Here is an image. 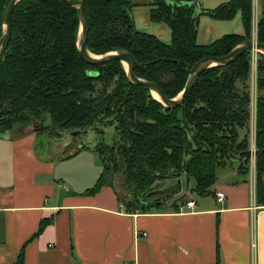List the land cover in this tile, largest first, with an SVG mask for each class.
I'll list each match as a JSON object with an SVG mask.
<instances>
[{"label":"trees","instance_id":"1","mask_svg":"<svg viewBox=\"0 0 264 264\" xmlns=\"http://www.w3.org/2000/svg\"><path fill=\"white\" fill-rule=\"evenodd\" d=\"M0 0V37L3 10ZM90 31L88 48L101 55L130 51L135 74L161 86L173 98L186 86L187 65L206 56H224L251 38L252 0H230L204 9L213 19L229 20L241 13L243 34L229 33L210 44L199 43V17L194 6L156 0L149 11L153 22L171 29V43L135 27L131 0H85ZM12 36L0 61V133L17 124L44 122L50 136L60 138L74 130L94 128L95 151L103 162L100 177L86 191L114 186L127 213L179 211L158 185L186 179L197 196L213 194L219 168L237 163L249 173L244 152L251 146V54L201 73L182 105L170 108L155 99L146 85L129 81L121 60L94 65L78 50L80 15L64 0H21L13 14ZM258 39L264 43V13L258 20ZM256 90V197L264 205V54L259 53ZM115 129L114 141L104 140V126ZM83 148H89L84 146ZM119 180L122 192L116 182ZM171 200V202H167ZM53 221L42 219L38 232ZM30 239L29 241L33 240ZM25 246L15 264H25Z\"/></svg>","mask_w":264,"mask_h":264},{"label":"crops","instance_id":"2","mask_svg":"<svg viewBox=\"0 0 264 264\" xmlns=\"http://www.w3.org/2000/svg\"><path fill=\"white\" fill-rule=\"evenodd\" d=\"M131 1L138 30L149 26L160 29L164 37L171 34V29L146 22L151 21L149 11L156 0ZM167 1L194 6L200 43H212L218 33L214 29L224 28L215 22L240 17L238 13L233 19L217 20L203 12L230 0ZM27 127L0 133V264H15L24 246L25 264H254V238L257 264H264V205L257 203L250 172L239 170L237 163L219 168L223 170L213 194L205 197H192L191 186L187 189L180 179L182 188L172 199L186 193V201H196L188 211L169 208L130 214L114 186L106 184L97 193H86L103 170L94 146L83 148L87 145L82 143L68 149L77 138L72 131L62 146L68 153H42L38 139L45 130ZM217 192L225 200L218 201ZM48 217L53 221L34 237Z\"/></svg>","mask_w":264,"mask_h":264},{"label":"water","instance_id":"3","mask_svg":"<svg viewBox=\"0 0 264 264\" xmlns=\"http://www.w3.org/2000/svg\"><path fill=\"white\" fill-rule=\"evenodd\" d=\"M21 0H7L3 10V34L0 37V61L8 48V44L11 40L12 36V27H13V11L15 7L18 5V2ZM70 5H73L77 10L78 14L80 15V32L78 37V50L80 53L81 58L88 63L94 65H101L103 63L115 61L116 59L121 60L126 68L127 75L129 81L136 85H146L152 92L155 99L160 100L164 103L165 106L174 108L182 105L185 101V97L188 93L193 89V87L198 82L201 73L208 68L215 67L216 65H225L229 64L230 62L236 60L245 50H250L254 47L253 41L251 39L245 40L243 43L238 44L233 49L229 51L227 55L224 56H206L203 57L200 61L195 63L194 65H187V70L189 72V76L187 78L186 86L179 94L174 96L173 98H169L165 95L164 91L162 90L161 86L157 83L140 78L135 74L134 67L137 64L136 58L131 54L130 51L126 50H115V52H108L101 55L94 54L88 48V36H89V15H87L86 4L85 0H64ZM167 1V0H166ZM168 3H173L169 2ZM183 5L182 3H179ZM261 10L264 13V0H262ZM256 48L259 50V53L264 54V43L258 42ZM41 124L38 122H32L28 125V129H38L40 130ZM87 133L88 130H74L73 134H80V133ZM244 154H246V160H251L252 156L257 157L258 151L256 149H247ZM179 189L182 188L180 179L178 180ZM187 194L183 193L176 196L174 202H179L186 198Z\"/></svg>","mask_w":264,"mask_h":264},{"label":"rangeland","instance_id":"4","mask_svg":"<svg viewBox=\"0 0 264 264\" xmlns=\"http://www.w3.org/2000/svg\"><path fill=\"white\" fill-rule=\"evenodd\" d=\"M260 2H261L260 3V7H261L262 6V0H260ZM260 10H261V8H260ZM239 14H240V17L237 16L236 18H234V20H229V21H226V22H222V21L215 22L214 21L215 23H219L220 25L224 26V28H222L221 31L218 28L214 29V32L215 31L218 32L217 35H215L214 38H213L214 41H215L216 38L220 37L223 34H229V33H238V34L242 33L243 34L244 25L242 24L241 13H239ZM261 14H262V10H261V13L258 16V19H259ZM253 17H254V15H253V11H252V19H253ZM146 22L151 24V26L154 27V28H156L157 25H161V27H164L165 29H169V31H170V28L165 23H162V22H160L161 24L159 22L158 23H154V22H151V21H148V20ZM141 28H143V29H141V31H146L148 33L155 34L156 36L159 35L161 40H163L164 42H167V43H171L170 42L171 41V37H169V36H171V34H169L168 37L167 36L164 37L165 35H164V33H161L160 29L154 30L152 28H149V26H143ZM252 31H253V25H252ZM201 33H202V30H201ZM251 34H252V32H251ZM202 37H200V41L203 40ZM252 71H253V68H252ZM251 77H252L253 86H254V78H253L254 77V73L251 74ZM253 90L256 93L257 87L254 86ZM255 93H254V97L256 96ZM255 99H256V97H255ZM50 122H51V118H50V116L48 114H46L44 122H43L44 127L49 125ZM19 126H21V124H17L16 125V127L14 129L15 130L14 132H16L18 130ZM103 129L105 130V136H104L105 142L111 144L114 141V138H115V129H114V127L108 125V126H104ZM98 137H99V135H98L97 131L94 128L90 127V128H88V133L77 134V138L75 136L74 143L73 144L71 143L72 145H70V147L68 149H74L77 146L81 145L82 143L87 145V146L93 147V146L96 145ZM66 138H67L66 135H63L60 138L52 137L45 130V132H41L40 133V136H39V139H38L39 151L42 152V153L49 152L51 155H56V154H58V152L60 153V155L68 153L69 152L68 149L66 147L65 148L62 147L64 145V143L66 141H68ZM250 140H251V137H250ZM251 146H252V140H251ZM61 147H62V149H60ZM222 170L223 169H220L219 171H222ZM224 176H226V175H224ZM115 184H116V186H118L119 191L121 193H123L122 192V186H120L119 180H117V182ZM182 185H186V187L188 189L187 181H186L185 178L182 180ZM158 186L159 187H157V188L161 189V194H163L164 197L169 196L170 194H172L173 191H175L176 189H179V187H180L179 184H178V180L174 181V180H170V179H167L166 181H164L163 183L159 184ZM191 196L196 198L197 195L196 194L195 195L192 194Z\"/></svg>","mask_w":264,"mask_h":264},{"label":"built area","instance_id":"5","mask_svg":"<svg viewBox=\"0 0 264 264\" xmlns=\"http://www.w3.org/2000/svg\"><path fill=\"white\" fill-rule=\"evenodd\" d=\"M260 0H252V11H253V19H252V25H253V31H252V34H251V40L253 41V44H254V47L252 49H250V54H251V68H253V71H252V74L254 73V86L257 87V71H258V68H257V65H258V60H259V50L256 48V45L258 44L259 42V39H258V16L259 14L261 13V10H260ZM251 82H252V97H253V100H252V119H251V140H252V146L250 147L251 149H255V133H256V125H255V122H256V101H257V97L255 99L254 97V93L255 91L253 90L254 89V86H253V80H252V77H251ZM256 94V93H255ZM255 165H256V157L255 156H252L251 160H250V175H251V179H250V182L252 183L254 189H256V168H255ZM217 198H218V201H223L225 200V195L221 192H217ZM196 205V201L194 199H190L186 202H184L183 204H181L179 206V211L181 212H185V211H188L190 210L191 208H193L194 206ZM252 226L254 228V233L257 229V226H256V213H254V216H253V222H252ZM254 241L252 242V258H253V263L254 264H257V259H258V254H257V247H258V243H257V240L254 238L253 239ZM125 264H128V263H125Z\"/></svg>","mask_w":264,"mask_h":264},{"label":"flooded vegetation","instance_id":"6","mask_svg":"<svg viewBox=\"0 0 264 264\" xmlns=\"http://www.w3.org/2000/svg\"><path fill=\"white\" fill-rule=\"evenodd\" d=\"M38 123H40V124H42L41 125V127L43 128L44 127V125H43V123L42 122H38ZM86 130H88V129H86ZM85 131V130H84ZM84 133V132H83Z\"/></svg>","mask_w":264,"mask_h":264}]
</instances>
